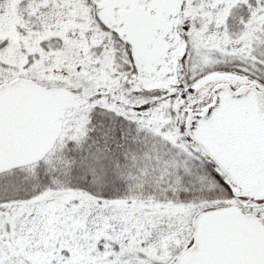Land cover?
Here are the masks:
<instances>
[{"label": "snow or ice", "instance_id": "1", "mask_svg": "<svg viewBox=\"0 0 264 264\" xmlns=\"http://www.w3.org/2000/svg\"><path fill=\"white\" fill-rule=\"evenodd\" d=\"M0 264H264V0H0Z\"/></svg>", "mask_w": 264, "mask_h": 264}]
</instances>
